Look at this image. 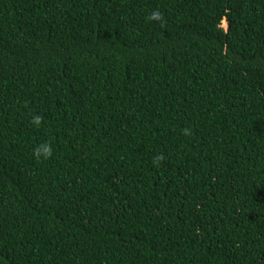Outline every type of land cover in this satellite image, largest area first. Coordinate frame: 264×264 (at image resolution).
Masks as SVG:
<instances>
[{
  "label": "trees",
  "instance_id": "1",
  "mask_svg": "<svg viewBox=\"0 0 264 264\" xmlns=\"http://www.w3.org/2000/svg\"><path fill=\"white\" fill-rule=\"evenodd\" d=\"M0 264H264V0H0Z\"/></svg>",
  "mask_w": 264,
  "mask_h": 264
},
{
  "label": "clouds",
  "instance_id": "2",
  "mask_svg": "<svg viewBox=\"0 0 264 264\" xmlns=\"http://www.w3.org/2000/svg\"><path fill=\"white\" fill-rule=\"evenodd\" d=\"M159 18V17H157ZM33 123L35 125H39L40 124V117H36L33 121ZM53 154V149L50 145L45 144L42 147L38 148L36 151H34L33 155L35 156V158L37 159H48L52 156Z\"/></svg>",
  "mask_w": 264,
  "mask_h": 264
},
{
  "label": "rangeland",
  "instance_id": "3",
  "mask_svg": "<svg viewBox=\"0 0 264 264\" xmlns=\"http://www.w3.org/2000/svg\"><path fill=\"white\" fill-rule=\"evenodd\" d=\"M223 27L226 28V24H223Z\"/></svg>",
  "mask_w": 264,
  "mask_h": 264
}]
</instances>
